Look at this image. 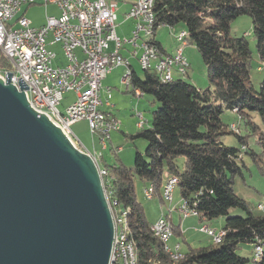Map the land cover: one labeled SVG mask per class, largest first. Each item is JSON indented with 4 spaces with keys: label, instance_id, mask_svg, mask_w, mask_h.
<instances>
[{
    "label": "trees",
    "instance_id": "trees-1",
    "mask_svg": "<svg viewBox=\"0 0 264 264\" xmlns=\"http://www.w3.org/2000/svg\"><path fill=\"white\" fill-rule=\"evenodd\" d=\"M154 13L155 31L162 25H185L186 43L200 52L213 88L202 90L182 79L161 81L153 70H142V74L132 71L130 91L153 96L159 107L152 113L150 126L141 125L137 134L147 141V148L145 154L136 152L133 168L120 160L100 163L106 171L103 182L110 204L128 223L136 243L137 264H264V214L253 213L234 191V179L243 176L246 167L244 162L239 164L243 151L264 175V131L254 120L258 114L264 123V81L259 90L253 86L249 40L231 33L233 21L249 16L258 57L264 64V0H154ZM151 41L162 48L154 36ZM9 70L0 50V74ZM226 110L238 114V124L224 123ZM242 124L252 132L241 135ZM226 135L236 136L240 146L225 144ZM252 135L256 148L249 146ZM180 157H185L182 166L177 163ZM169 177H177L182 202L196 210L201 221L225 217L220 229L225 235L219 244L211 238L212 244L189 246L187 251L180 245L183 257L176 260L174 252H168L154 235L153 224L135 196L134 181L137 178L151 184L154 197ZM234 209L245 215H232ZM173 231L178 232L175 225ZM243 243L252 244V257L237 253Z\"/></svg>",
    "mask_w": 264,
    "mask_h": 264
},
{
    "label": "water",
    "instance_id": "water-1",
    "mask_svg": "<svg viewBox=\"0 0 264 264\" xmlns=\"http://www.w3.org/2000/svg\"><path fill=\"white\" fill-rule=\"evenodd\" d=\"M114 232L94 159L0 75V264H109Z\"/></svg>",
    "mask_w": 264,
    "mask_h": 264
},
{
    "label": "built area",
    "instance_id": "built-area-1",
    "mask_svg": "<svg viewBox=\"0 0 264 264\" xmlns=\"http://www.w3.org/2000/svg\"><path fill=\"white\" fill-rule=\"evenodd\" d=\"M38 3L44 6L57 5L60 15H47L44 25L33 26L20 12L23 6ZM125 18L134 20L135 27L129 37H120L116 30V5L108 0H0V50L10 64V70L0 75L4 80L10 75L11 83L26 92L34 109L48 115L74 144L79 140L72 137L71 128L79 121L89 123L93 136H97L93 132V123H101L102 128L111 136L120 126L117 118L104 110V107L111 106V89L104 87L103 81L113 69L124 67L121 82L127 91L132 88L130 61L121 51L126 45L133 47V55L138 58L143 69L140 63V56L145 51L142 33L144 27L156 25L154 4H149L147 0H137ZM177 39L187 44L186 40H180V33ZM49 44L61 45L65 58L63 64L55 65L58 55L48 47ZM153 50H157L156 63L161 81L162 63H170L171 72L186 74L185 62L189 61L182 46L174 53H167L153 43ZM78 51L82 53V58L78 56ZM68 92L75 94V100L65 111H61L59 105ZM135 95L140 96V91L136 90ZM138 125L141 127V123ZM95 153L101 152L88 149L94 161ZM177 183V177H169L165 181L162 189L165 201L168 202L169 193H174ZM259 208L263 206L259 205ZM182 211H188V217L192 216L193 210L187 204ZM151 224L166 236L169 246L170 236L166 235L164 225H158L157 221ZM201 231L206 232L215 244H219V236L222 235L220 231L211 233L207 226H203ZM171 249L180 247L176 245ZM109 264H130L125 250H120L116 231Z\"/></svg>",
    "mask_w": 264,
    "mask_h": 264
},
{
    "label": "rangeland",
    "instance_id": "rangeland-1",
    "mask_svg": "<svg viewBox=\"0 0 264 264\" xmlns=\"http://www.w3.org/2000/svg\"><path fill=\"white\" fill-rule=\"evenodd\" d=\"M38 7L40 6H35L33 9L37 10L31 11L28 14V16L34 18L35 23L37 24L41 23L44 18V11L38 10L41 9ZM185 29L186 27L183 24L176 27L162 25L157 28L153 36L155 35L160 38V40L165 44V47L168 49L173 47L179 48L181 46L185 48L184 55L189 59V62L192 63L191 67L189 66L187 68V75L179 74V72L176 71L172 72L174 79L185 80L191 84L197 85L202 90L209 87L213 88V85L208 80L207 67L200 52L194 45L190 43L184 45L177 39L178 34L185 31ZM252 32V20L247 15L239 17L231 24V33L233 35L246 36L249 40L253 53L251 82L253 86L259 90L262 82L264 81V64H262L259 60L256 40L253 38ZM50 49L55 51L58 55V61L55 62V65L62 64V61L64 60V51L61 45L58 44L51 46ZM135 69L139 74H142L143 69L137 62H135ZM123 74L124 67L115 68L109 73L107 80L104 81L106 87H112V98L110 100L111 106L107 107V111L117 118L120 126V129L113 131L110 139L105 141L107 149H102L104 144L101 146L99 143V137L93 136L87 121H79L75 123L71 128V135L74 139H78L83 147L85 146L89 150L101 152L103 154V163L101 165L105 162L110 164L116 160H120L127 168H133L136 152L145 154L147 148V141L137 136L138 132L142 128L138 124L141 123L143 128H148L153 117L152 113L159 107V103L156 102L153 96L149 94L138 96L132 91H127L126 87L121 82ZM102 99H105V96H102ZM74 100L75 94L73 92L66 93L64 100L61 105H59V109L61 111H65L67 106L72 104ZM238 117L239 116L236 112L226 110L222 115V120L225 124L231 126L233 123L238 124ZM254 120L259 125L260 130L264 131V123L258 114H254ZM233 127L234 129L238 128L237 125H234ZM260 130H258V132ZM248 131L250 130H246L242 124L239 129V133H241V135H245ZM255 138L256 137L253 135L250 137V148L257 147ZM223 142L229 146H240L238 138L234 135L224 136ZM96 154L99 155L100 153ZM242 157L243 161L239 160V164L243 166L244 162L246 167H243V176L237 175L234 179L235 194L247 202L253 213L264 214V208H259V205L264 207V175L259 172L258 166L252 162L250 156L246 154L245 151H243ZM100 161H102V159H100ZM184 161L185 157H180L178 158L177 163L179 166H182ZM166 178L164 179V183L167 180ZM150 185L151 184L145 183L137 178L134 181L135 196L144 209L146 219L148 221H153L158 220L161 216L168 218V215L171 214L169 213L170 208L173 206L178 207L182 202V197L178 187H176L173 193L172 200L167 202L162 198L163 187L159 191L155 192L152 199L145 196V189H150ZM111 207V212H114L116 215L119 214L117 212L119 211L118 209L116 211L112 205ZM175 213L173 221L177 226H179L180 220L182 221L183 233H173L172 237L168 241V247L173 248V244L175 242H180L182 251H187L189 246L198 247L212 244L213 242L211 237L209 238L206 232L201 231V228L208 225L215 230H220V228H222L225 224V217L215 218L212 221H201L198 216H190L186 218L185 216H182L178 210ZM231 214L239 216L245 215V213L240 209L232 210ZM175 250L176 249L173 251ZM237 253L244 257H252V244H241L237 249Z\"/></svg>",
    "mask_w": 264,
    "mask_h": 264
},
{
    "label": "bare ground",
    "instance_id": "bare-ground-1",
    "mask_svg": "<svg viewBox=\"0 0 264 264\" xmlns=\"http://www.w3.org/2000/svg\"><path fill=\"white\" fill-rule=\"evenodd\" d=\"M147 2L149 4H154V0H147ZM154 31H155V26H146L143 29L142 45H144L145 51L140 56V63L142 64L143 69L153 70L159 74V67L156 63L157 50H153V43H152V41L150 42V40L153 37ZM186 37H187L186 32L183 31L180 33V40H185ZM189 66H190V63L185 62V71H187V68ZM161 77H162V81H169L173 78L171 68H170V63H162ZM93 132H94V134H96L99 137L101 144H104L103 149H106L105 141L107 139H110V137H111L110 134L107 133V131L104 128H102L101 123H93ZM75 145L79 149H81L82 151L88 153V149L84 148L80 144L79 141H75ZM102 157H103L102 153H100L99 155H97L95 153V161L97 162V166H98L100 175L103 179V176L106 175V171L100 165V163H101L100 159H102ZM146 194H147V197L149 199L153 198L152 188L146 189ZM162 197L165 201L164 192H162ZM172 198H173V193H169L168 201H171ZM110 207H111V205H110ZM185 208H186V203L181 202V205H179L178 207L173 206V210L171 207L169 213H172V211H174V210H176V211L178 210V211H180V213L183 216L188 218V211H182V209H185ZM196 215H197L196 210H193L192 216H196ZM112 217H113V221H114V229L118 234V239L120 242V250H125L126 259L130 264H137L136 263L137 262L136 243H135L134 238L130 234V230H129L127 221L125 220L124 217L116 215L113 212H112ZM156 221H157L158 225H164L166 235L170 236V238H171L172 234L174 232H173V224L169 221V219L164 217V216H161ZM207 227L210 228L209 226H207ZM151 230L154 233V235L156 237H158L165 244L166 250L168 252H171V253L174 252V253H172L174 259L178 260V259L183 257V255L180 253V251H181L180 249H176L175 251H173V249H171L170 247L167 246L166 236H163L161 234V231L158 228H156L154 225H152ZM210 230H211V233H219V231L214 230L213 228L212 229L210 228ZM220 232L222 233V235L219 236V243L221 242L223 236L225 235L224 230H220ZM177 247H180V244H178ZM260 249H261L260 247L257 248L258 251Z\"/></svg>",
    "mask_w": 264,
    "mask_h": 264
},
{
    "label": "crops",
    "instance_id": "crops-1",
    "mask_svg": "<svg viewBox=\"0 0 264 264\" xmlns=\"http://www.w3.org/2000/svg\"><path fill=\"white\" fill-rule=\"evenodd\" d=\"M109 2L113 3L116 5V30H117V34L118 36L120 37H129L135 27V21L132 20V19H126L125 18V14L131 9L132 5L137 1V0H108ZM40 6L38 8H41V9H38V10H43L44 11V18H43V21L39 24L35 23V20L33 17L31 16H28L29 12L31 11H34V10H37V9H33L35 6ZM42 6V7H41ZM20 15H23L25 16L26 18H28L32 25L33 26H36V27H39V26H42L45 24L46 22V16H55V17H58L60 15V10L58 8L57 5L55 4H48L47 6H44L40 3L38 4H35V5H26V6H23L22 9H21V12H20ZM154 38L157 42H159L162 46V48L167 52V53H171V52H175V50L177 49V47H173V48H169L171 50H169L168 48L165 47V44L160 40V38L156 37L154 35ZM51 46H54V45H51ZM50 44H49V48L51 47ZM111 46L113 47V44H111ZM185 49V48H184ZM133 47L131 46H124L121 53L124 57L128 58L129 61H130V65H131V69L132 71H136L135 69V62L139 63L138 62V58L136 56L133 55ZM183 52H185L183 50ZM141 53V49L138 50V54ZM78 56L80 58H82V53L80 51H78ZM188 59V58H187ZM58 61V60H57ZM189 61V59H188ZM63 63L65 62V58L64 60L62 61ZM62 63V64H63ZM190 63V62H189ZM191 64L190 63V67H191ZM124 72H125V68H124ZM109 75V74H108ZM108 75L107 77L105 78L104 81L107 80L108 78ZM104 81H103V85L104 87L105 84H104ZM109 86H107L106 88H108ZM111 89V98H112V87H109ZM104 110L107 111V107H104ZM108 112V111H107ZM103 163V157H102V161H101V164ZM147 189V188H146ZM152 199V198H151ZM175 212H177L176 210H174L170 215H168V219L169 221L175 225V227L178 228V233H183V226H182V221L180 220V224L179 226H177L174 221H173V217H174V214H176ZM179 212V211H178ZM180 213V212H179ZM181 214V213H180ZM179 214V215H180ZM182 215V214H181ZM183 216V215H182ZM156 220H153V221H150V223H153L155 222ZM221 229V228H220ZM210 238V237H209ZM185 241V240H184ZM180 242H175L173 244V246L175 244H177ZM181 245V244H180Z\"/></svg>",
    "mask_w": 264,
    "mask_h": 264
}]
</instances>
